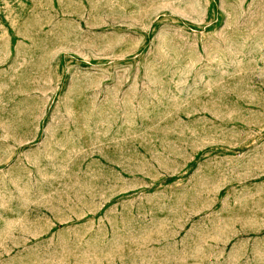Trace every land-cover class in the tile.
<instances>
[{"label": "rangeland", "instance_id": "rangeland-1", "mask_svg": "<svg viewBox=\"0 0 264 264\" xmlns=\"http://www.w3.org/2000/svg\"><path fill=\"white\" fill-rule=\"evenodd\" d=\"M0 264H264V0H0Z\"/></svg>", "mask_w": 264, "mask_h": 264}]
</instances>
